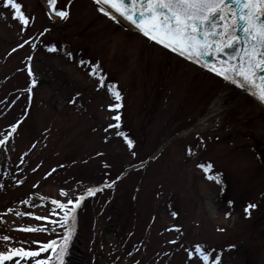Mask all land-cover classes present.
<instances>
[{"label": "rangeland", "instance_id": "obj_1", "mask_svg": "<svg viewBox=\"0 0 264 264\" xmlns=\"http://www.w3.org/2000/svg\"><path fill=\"white\" fill-rule=\"evenodd\" d=\"M14 2L29 23L0 0V253L40 255L5 264H56L43 246L72 224L64 264H264L258 101L93 0ZM88 188L62 226L52 201Z\"/></svg>", "mask_w": 264, "mask_h": 264}, {"label": "snow or ice", "instance_id": "obj_2", "mask_svg": "<svg viewBox=\"0 0 264 264\" xmlns=\"http://www.w3.org/2000/svg\"><path fill=\"white\" fill-rule=\"evenodd\" d=\"M55 2L56 0H50L53 5ZM94 2L99 6L98 10L114 22L120 23V20L107 11L106 7L115 10L120 17L133 24L145 37L178 53L181 57L199 63L205 54L215 53L217 56L221 54L227 56L226 61L221 60L218 66H212L209 70L221 76L225 81L240 87L252 86L255 89L253 94L264 102V78L259 81L258 86L255 79L258 73L264 72V19H261L264 17V0H94ZM6 6L15 10L16 19L22 20L24 24L29 23L21 11L20 3L7 0ZM56 14L62 19L68 16L66 11H59ZM241 32L243 36L239 35ZM238 45L242 47L236 55L228 56L226 49H232ZM48 50L56 51L54 47ZM29 71L31 73V69ZM115 97L120 100V93L115 92ZM113 119L119 121L120 116L116 115ZM16 129L17 126H13L11 131L15 132ZM125 141L129 148L133 147V141L127 136H125ZM4 143L5 141L0 140V145ZM132 154L135 155V152ZM201 167L205 166L201 165ZM101 190L88 188L86 194L73 196L67 199L66 203L53 200V205L65 210L62 226L74 218L76 209L80 207L86 196H92ZM60 194L65 198L69 197L68 192L62 191ZM69 205L72 207L69 208ZM255 207V204H249L245 211L250 212ZM173 215L175 216L176 213ZM34 218L43 219L40 216ZM17 230L37 232L43 229L23 227ZM70 238L71 232L69 231L65 234L63 243L59 244L58 249L53 247L58 242L53 241L44 245L42 250L51 249L57 258L56 264H64ZM3 239L10 238L4 237ZM39 255V251H26L23 248L10 249L7 253H0V264L13 260V257L24 259ZM203 259L207 261L209 257L204 255ZM36 264H49V261L37 260ZM216 264H220L218 258Z\"/></svg>", "mask_w": 264, "mask_h": 264}, {"label": "water", "instance_id": "obj_3", "mask_svg": "<svg viewBox=\"0 0 264 264\" xmlns=\"http://www.w3.org/2000/svg\"><path fill=\"white\" fill-rule=\"evenodd\" d=\"M110 9V8H109ZM112 10L113 12H115V10L113 9H110ZM116 13V12H115ZM117 15H119L118 13H116ZM122 18V17H121ZM123 20H125L124 18H122ZM261 19H264V17H262ZM126 22H128L130 25L134 26L133 24H131L129 21L125 20ZM135 27V26H134ZM136 28V27H135ZM239 35L243 36V33H239ZM240 47H242V45H238L236 46L235 48H232V49H226V53L228 56H235L236 53L240 50ZM186 58V57H185ZM221 60H227V56L221 54L220 56H217V54L213 53L211 55H208V54H205L199 61V63L195 62V61H192L206 69L209 70L210 67L212 66H218L219 63L221 62ZM203 65H207L208 67H205ZM264 78V72H261V73H258L255 77L256 81H257V86L259 85V81ZM244 89H246L248 92H250L260 103H262V105L264 106V102H261L257 97L256 95L253 94L254 90L252 88V86L250 85H245L244 87H242ZM260 157H261V160L264 164V150L261 151V154H260Z\"/></svg>", "mask_w": 264, "mask_h": 264}, {"label": "bare ground", "instance_id": "obj_4", "mask_svg": "<svg viewBox=\"0 0 264 264\" xmlns=\"http://www.w3.org/2000/svg\"><path fill=\"white\" fill-rule=\"evenodd\" d=\"M110 13H111L112 15H115V16L117 17V19H119L120 22L123 23L124 25H126L128 28H131L132 30H135L133 26H131V25H130L128 22H126L125 20L121 19L120 16L117 15L115 12L110 11ZM245 91H247V90H245ZM259 104H260V103H259ZM260 105H261V107L264 109V106H263L262 104H260ZM205 121H206V119H205V120H204V119H201L199 122H200V123H204ZM199 122H198V123H199Z\"/></svg>", "mask_w": 264, "mask_h": 264}]
</instances>
